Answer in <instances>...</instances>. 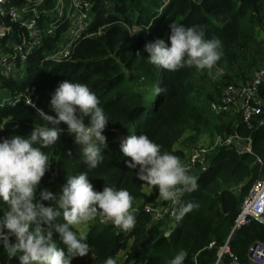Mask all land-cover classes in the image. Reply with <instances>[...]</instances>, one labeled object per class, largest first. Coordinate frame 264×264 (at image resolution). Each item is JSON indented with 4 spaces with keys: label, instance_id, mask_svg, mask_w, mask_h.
I'll return each instance as SVG.
<instances>
[{
    "label": "trees",
    "instance_id": "obj_1",
    "mask_svg": "<svg viewBox=\"0 0 264 264\" xmlns=\"http://www.w3.org/2000/svg\"><path fill=\"white\" fill-rule=\"evenodd\" d=\"M55 0H49L53 5ZM93 22L88 34L80 40L69 60L60 64L45 61L55 49L56 39H47L46 47L30 56L26 82H5L9 91L34 88L37 109L24 104L0 108V137L16 134L27 136L44 124L39 110L50 112V94L65 79L88 85L100 99L109 124L104 135L107 147L103 162L89 170L80 146L66 131L53 146L43 149L51 162L39 189L58 193L68 176L87 171L95 189L104 184L126 188L134 197L136 227L123 231L113 224L89 227L86 235L91 247L87 257H77L71 264H103L114 256L117 264H168L181 249L188 253L184 264H215L219 249L228 241L240 205L253 184L258 181L264 165V126L248 130L239 118L214 119L207 115L208 105L230 83L245 81L259 65L261 32H264V0H92ZM199 26L206 38H219L223 57L219 67L222 76L207 71L185 68L169 73L148 62L144 51L147 43L158 38L167 42L168 25ZM138 28L137 35L129 29ZM99 35H96L98 34ZM47 56V57H48ZM160 83L167 91L154 94ZM212 90V92L210 91ZM213 94H215L213 96ZM264 98V84L261 89ZM66 128L65 125H61ZM239 133L253 140L254 156H239L226 148L217 150L209 168L194 176L199 188L186 193L183 201L197 202L198 209L176 221L169 238L163 235V222L154 223L150 214L142 211L144 203L153 204L159 198L157 190L146 196L143 182L134 171L124 166L120 145L129 134H146L162 151H171L185 160V153L176 145L187 134V143H194L201 134ZM118 138H115V134ZM186 140V139H185ZM73 230H76L75 228ZM53 240L58 244V236ZM216 248L206 250L211 241ZM256 241L264 242V225L252 222L236 231L228 246L240 264H250L247 252ZM124 254L123 260L118 256ZM224 262L228 261L227 256ZM0 264H18L0 248Z\"/></svg>",
    "mask_w": 264,
    "mask_h": 264
},
{
    "label": "clouds",
    "instance_id": "obj_2",
    "mask_svg": "<svg viewBox=\"0 0 264 264\" xmlns=\"http://www.w3.org/2000/svg\"><path fill=\"white\" fill-rule=\"evenodd\" d=\"M168 28L167 42L158 38L145 45L149 63L169 73L195 68L210 76L224 74L219 67L224 55L219 38H206L197 25L172 22ZM153 91L160 96L167 89L157 83ZM49 107L50 112L39 110L44 124L29 135L0 137V248L18 264H71L73 259L89 255L86 235L73 229L97 217L123 231H132L137 223L130 192L107 184L97 191L87 171L68 176L58 193L38 191L51 166L43 149L55 145L65 131L80 146L89 170L103 162L102 152L107 147L104 133L109 121L99 97L88 85L65 79L50 94ZM120 152L128 158L124 166L134 171L147 194L152 195L155 189L163 201L171 203L176 221L199 208L197 202L183 201L199 184L179 156L162 151V146L146 134H129ZM54 234L62 247L53 240ZM169 235L165 233L166 238ZM187 256L181 249L168 264H184ZM103 264H117V259L108 256Z\"/></svg>",
    "mask_w": 264,
    "mask_h": 264
},
{
    "label": "built area",
    "instance_id": "obj_3",
    "mask_svg": "<svg viewBox=\"0 0 264 264\" xmlns=\"http://www.w3.org/2000/svg\"><path fill=\"white\" fill-rule=\"evenodd\" d=\"M69 2L66 11L63 0H55L53 5H49V0H0V108L16 107L21 103L37 109L34 88L9 91L4 83H19L25 77L30 56L44 49L47 39H56V42L55 49L48 57L45 56V61L60 64L71 58L80 40L94 36L88 34L93 22L92 0ZM261 35L259 65L245 81L230 83L221 89L220 95L208 105L207 115L211 118H239L248 130L264 126V98L261 94L264 84V32ZM3 95H10L11 99L3 100ZM222 148L234 151L239 156H254L252 138L243 137L235 131L232 134H213L210 151L204 148L192 149L183 163L190 174L203 173L209 168L214 153ZM256 164L264 165L259 158ZM140 207L135 205L134 212L139 211ZM172 207L170 202L159 198L153 204L144 203L141 210L150 214L155 224L168 220L172 225L171 230H174ZM102 220V217H97L92 222L102 226L112 224ZM252 222L264 225V172L242 200L231 234L234 235ZM229 241L219 249L215 264H240L229 249ZM214 248L216 242L213 240L206 250ZM123 256L122 253L118 256L119 262ZM226 256L228 261L224 262ZM247 260L250 264H264L263 241L250 245Z\"/></svg>",
    "mask_w": 264,
    "mask_h": 264
},
{
    "label": "rangeland",
    "instance_id": "obj_4",
    "mask_svg": "<svg viewBox=\"0 0 264 264\" xmlns=\"http://www.w3.org/2000/svg\"><path fill=\"white\" fill-rule=\"evenodd\" d=\"M64 2V5H65V9L66 11L69 9V6H70V2L69 0H63ZM139 29L138 28H131L129 29V33H132V32H137ZM36 53V52H35ZM44 56H47L48 54L46 52H43ZM26 79L27 77H23L21 79V81L19 82V85H22L23 83L26 82ZM210 91L212 92V90L210 89ZM215 94H213L214 96ZM11 99V96L10 95H3V100H10ZM225 120V119H224ZM115 134V133H114ZM191 137L193 134H187L183 140H181L177 145L179 148L181 149H184L185 150V157L189 155L190 151L192 149H195V148H204V149H207L208 151H210L211 147H212V144H213V135L212 134H209V133H205V134H201L199 136V138L194 142V143H186L187 141V137ZM115 138L117 139L118 138V135L115 134ZM186 139V140H185ZM88 224H90V226H93L95 225L96 223H93L92 221L89 222ZM170 233L172 234L173 233V230L170 231Z\"/></svg>",
    "mask_w": 264,
    "mask_h": 264
},
{
    "label": "crops",
    "instance_id": "obj_5",
    "mask_svg": "<svg viewBox=\"0 0 264 264\" xmlns=\"http://www.w3.org/2000/svg\"><path fill=\"white\" fill-rule=\"evenodd\" d=\"M175 148L178 149V150H182V151L185 153V150L179 148L178 145H176ZM143 193H144L146 196H149V195L147 194V189H146L145 187L143 188ZM152 194H153V196L155 195V194H154V190H153ZM159 198H160V197H159ZM159 198H158V199H159ZM89 227H90V224H84V225L76 226L75 229L78 230V231H82L85 235H87L88 232H89ZM163 227L165 228V230H164V232H163V235L165 236V233H170L172 225H171V223H170L168 220H165V221H163ZM170 235H171V233H170ZM170 235L167 236V238H169Z\"/></svg>",
    "mask_w": 264,
    "mask_h": 264
},
{
    "label": "water",
    "instance_id": "obj_6",
    "mask_svg": "<svg viewBox=\"0 0 264 264\" xmlns=\"http://www.w3.org/2000/svg\"><path fill=\"white\" fill-rule=\"evenodd\" d=\"M232 238H233V234L230 235L229 240H231Z\"/></svg>",
    "mask_w": 264,
    "mask_h": 264
}]
</instances>
